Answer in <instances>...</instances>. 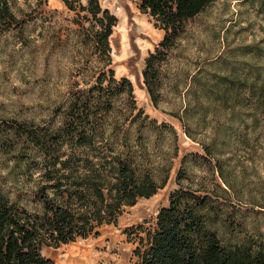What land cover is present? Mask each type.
Here are the masks:
<instances>
[{
	"label": "rangeland",
	"instance_id": "rangeland-1",
	"mask_svg": "<svg viewBox=\"0 0 264 264\" xmlns=\"http://www.w3.org/2000/svg\"><path fill=\"white\" fill-rule=\"evenodd\" d=\"M7 1L15 19L0 22V187L26 203L40 172L25 170L16 157L29 159L35 151L7 127L14 121L34 126L57 121L56 111L70 93L91 81L90 49L80 43L75 12L62 0ZM99 2L117 18L109 38L115 76L128 77L133 89L135 82L142 91L134 93L137 106L175 129L178 155L154 195L124 207L97 234L45 247L43 255L54 264L68 250L83 264H135L133 250L140 239L146 243L157 210L179 187L175 178L183 157L181 185L218 201L211 222L218 234L236 241L264 238V0H214L188 21L176 48L160 63V108L149 98L142 71L164 31L140 12L137 0ZM182 107L190 137L168 113ZM148 141L153 162L165 161L159 158L170 152V139Z\"/></svg>",
	"mask_w": 264,
	"mask_h": 264
},
{
	"label": "trees",
	"instance_id": "trees-1",
	"mask_svg": "<svg viewBox=\"0 0 264 264\" xmlns=\"http://www.w3.org/2000/svg\"><path fill=\"white\" fill-rule=\"evenodd\" d=\"M137 1L140 12L164 31L142 71L149 98L160 108V63L176 48L188 21L214 0ZM62 2L75 12L80 43L90 49L91 81L70 93L56 111L57 121L43 126L14 121L7 127L35 151L29 159L17 156L16 161L40 174L26 203L0 187V264H54L43 248L87 238L101 225L115 223L124 207L164 187L178 155L175 129L145 114L136 104L130 79L115 76L109 38L116 16L99 0ZM14 19L8 1L0 0V22ZM168 113L182 122L190 137L186 107ZM151 137L170 139V152L159 158L165 161L153 162ZM182 165L175 178L179 187L158 210L146 243L141 245L140 239L133 250L135 264H264V238L223 239L211 225L218 201L212 193L184 188Z\"/></svg>",
	"mask_w": 264,
	"mask_h": 264
},
{
	"label": "bare ground",
	"instance_id": "bare-ground-1",
	"mask_svg": "<svg viewBox=\"0 0 264 264\" xmlns=\"http://www.w3.org/2000/svg\"><path fill=\"white\" fill-rule=\"evenodd\" d=\"M133 83H134V93H136V94L139 93V95H142V91L136 86L135 82H133ZM68 249H70V248H68ZM68 252H69L68 256H66L65 260L59 261V262H57V264H83V263H81L82 259H81L80 255L75 254L74 252H72L70 250H68Z\"/></svg>",
	"mask_w": 264,
	"mask_h": 264
},
{
	"label": "crops",
	"instance_id": "crops-1",
	"mask_svg": "<svg viewBox=\"0 0 264 264\" xmlns=\"http://www.w3.org/2000/svg\"><path fill=\"white\" fill-rule=\"evenodd\" d=\"M163 206H166V204L163 205ZM160 208H161V207H160ZM160 208H159V209H160ZM159 209H158V210H159ZM158 210H157V212H156V215H157V213H158ZM156 215H155V217H154V221H155V222H156ZM74 242H76V241H74ZM74 242H70V243H68V244H64V245L73 244ZM61 246H63V245H61ZM88 251H90V250H83V252H85V253L88 252ZM86 255H87V254H86Z\"/></svg>",
	"mask_w": 264,
	"mask_h": 264
}]
</instances>
